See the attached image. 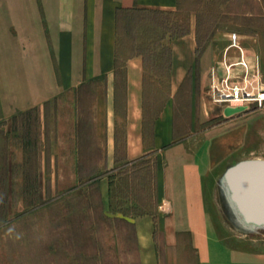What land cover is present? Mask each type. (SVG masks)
Here are the masks:
<instances>
[{
	"label": "crops",
	"instance_id": "1",
	"mask_svg": "<svg viewBox=\"0 0 264 264\" xmlns=\"http://www.w3.org/2000/svg\"><path fill=\"white\" fill-rule=\"evenodd\" d=\"M179 3L0 0V130L8 118L23 116L25 134L17 138L40 147L42 170L70 164L73 184L95 181L105 210L112 170L149 159L156 204L127 215L140 264H264V238L238 235L210 214L209 192L228 167L235 131H226L225 122L197 131L194 92L181 91L196 63L193 21L182 35H162L170 58L152 64L160 74L138 51L121 49L118 11L172 13ZM183 95L190 99L184 118ZM31 116L36 133L28 135Z\"/></svg>",
	"mask_w": 264,
	"mask_h": 264
},
{
	"label": "rangeland",
	"instance_id": "2",
	"mask_svg": "<svg viewBox=\"0 0 264 264\" xmlns=\"http://www.w3.org/2000/svg\"><path fill=\"white\" fill-rule=\"evenodd\" d=\"M134 16L139 19L131 21L126 14L119 19L121 49L143 51L150 72L160 69L153 66L158 60H167L159 46L166 33L163 26L177 34L188 30L193 21L198 34L196 63L181 91L187 94L191 88L194 92V115L200 116L196 130L230 124L226 131L235 134L226 149L224 167L264 158V98H260L264 92V0H180L172 13ZM232 32L239 35L243 53L230 45ZM234 92L237 100L225 97ZM246 92L252 96H245ZM189 101L184 95L180 99L183 118L190 114ZM227 108L231 110L225 112ZM22 117L8 118V127L0 130V264H140L128 217L152 211L156 204L151 161L138 162L135 170L112 173L111 208L105 210L95 181L78 178L73 184L70 164H60V170L57 163L48 164L47 172L42 170L40 147L33 140L27 145L17 138L25 134L19 130ZM35 120L31 116L32 131L26 134L36 133ZM8 139L13 140L12 147ZM226 168L209 192L211 217L234 233L263 239V229L243 228L231 209L222 182Z\"/></svg>",
	"mask_w": 264,
	"mask_h": 264
},
{
	"label": "water",
	"instance_id": "3",
	"mask_svg": "<svg viewBox=\"0 0 264 264\" xmlns=\"http://www.w3.org/2000/svg\"><path fill=\"white\" fill-rule=\"evenodd\" d=\"M222 182L229 205L243 228L264 230V159H243L228 166Z\"/></svg>",
	"mask_w": 264,
	"mask_h": 264
},
{
	"label": "trees",
	"instance_id": "4",
	"mask_svg": "<svg viewBox=\"0 0 264 264\" xmlns=\"http://www.w3.org/2000/svg\"><path fill=\"white\" fill-rule=\"evenodd\" d=\"M142 12H150V13H153V14H155V13H163V11H159V10H149V9H144V8H133V9H125V10H120V11H118V13H117V23H119V19L121 18V16H122V14H126V16H128V15H130V17L131 18H129L131 21H133L134 19H139V17L138 16H134V14L135 13H137L138 15H139V13H142ZM164 13H170V12H164ZM158 24L159 25H161V26H163V24H162V22H158ZM164 27V29H166L165 31L166 32H171V34H172V37H175V36H179V35H182L183 33H185L186 32V30L185 31H182V32H180V33H173L172 32V28H168V26H163ZM165 34V33H164ZM163 34V35H164ZM161 39V38H160ZM196 39H197V44H198V34H197V30H196ZM159 46H160V44H159ZM162 48V50H163V54L164 53H166L167 54V59H169L170 58V50L167 48V47H161ZM197 50H198V48H197ZM139 53H141L142 55H143V58H144V61H147L146 60V57H145V55H144V52L143 51H141V50H137ZM137 164V162H132L131 164H126V165H124V166H121L118 170H122V171H124L125 170V168L126 169H128V170H130V169H132V170H135V168H136V165ZM145 164V162H142L141 163V165H144ZM127 170V171H128ZM115 171V170H114ZM112 173H113V170H112ZM112 173L110 174V185H111V180H112ZM83 178V177H82ZM88 181H92L91 179H89ZM76 187H74V188H72V189H70V190H73V189H75ZM143 212H146V211H140L139 213H143ZM139 213H137V214H139Z\"/></svg>",
	"mask_w": 264,
	"mask_h": 264
},
{
	"label": "built area",
	"instance_id": "5",
	"mask_svg": "<svg viewBox=\"0 0 264 264\" xmlns=\"http://www.w3.org/2000/svg\"><path fill=\"white\" fill-rule=\"evenodd\" d=\"M229 41H230V45H231L232 47H236V48H238L239 51L243 53V50H242V48H241V46H240L239 35H238L236 32H232V33H230V35H229ZM242 53H241V55H242ZM263 93H264V92H262L261 94H263ZM231 96L235 97L234 99H237V93H236V92H234L233 95H232V94H226V95H225V97H231ZM245 96H252V93H247V92H246ZM260 98H264V97H262V96L260 95ZM231 100H232V99H231Z\"/></svg>",
	"mask_w": 264,
	"mask_h": 264
},
{
	"label": "bare ground",
	"instance_id": "6",
	"mask_svg": "<svg viewBox=\"0 0 264 264\" xmlns=\"http://www.w3.org/2000/svg\"><path fill=\"white\" fill-rule=\"evenodd\" d=\"M262 97H264V93L263 94H260ZM233 100H237V99H232ZM256 159H264V158H256ZM239 235V234H238Z\"/></svg>",
	"mask_w": 264,
	"mask_h": 264
}]
</instances>
